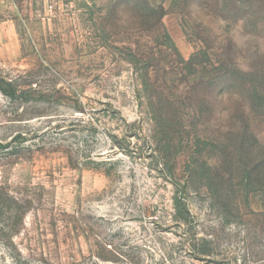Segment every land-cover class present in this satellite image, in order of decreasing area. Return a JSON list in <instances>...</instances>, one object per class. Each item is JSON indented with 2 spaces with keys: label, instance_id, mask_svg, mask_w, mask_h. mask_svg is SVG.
I'll list each match as a JSON object with an SVG mask.
<instances>
[{
  "label": "rangeland",
  "instance_id": "obj_1",
  "mask_svg": "<svg viewBox=\"0 0 264 264\" xmlns=\"http://www.w3.org/2000/svg\"><path fill=\"white\" fill-rule=\"evenodd\" d=\"M0 264H264V0H0Z\"/></svg>",
  "mask_w": 264,
  "mask_h": 264
}]
</instances>
